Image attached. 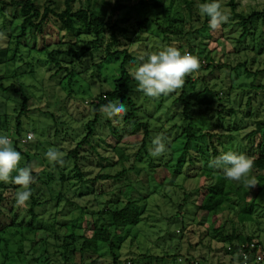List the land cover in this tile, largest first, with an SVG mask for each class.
I'll list each match as a JSON object with an SVG mask.
<instances>
[{
    "label": "rangeland",
    "instance_id": "obj_1",
    "mask_svg": "<svg viewBox=\"0 0 264 264\" xmlns=\"http://www.w3.org/2000/svg\"><path fill=\"white\" fill-rule=\"evenodd\" d=\"M4 1L9 3L13 0ZM48 1L55 8H63V0H37L40 11ZM115 1L76 0L74 9L90 4L106 9L108 15L112 14L113 21L119 20V25L129 32L119 37L118 51L128 49L132 56L137 57L161 46L173 45L178 48L182 45L183 52L192 49L195 56L206 61L210 67L201 65L203 67L198 71L188 75L192 85L168 96L149 98L137 90V82L131 75L136 66L131 65L128 68L132 81L130 98L138 108L137 119L148 124L150 133L145 150L140 151V156H135L140 148L142 133L123 124L121 117L110 119L102 116L93 128L97 136L92 138L90 145L96 148L98 139L104 142H99L100 147L93 151L94 155L97 151L104 160L100 161L92 154V158L87 156V160L81 161V164L89 174L88 178L93 179L100 174L109 176V179L99 180L93 186L70 189L57 207L51 202L36 207L34 213L39 217L35 219L28 212L29 201L26 206L19 207L15 200L9 199L7 210H0V264H62L65 256L61 247L64 237H69L68 242L75 239L76 245L80 246L81 236L91 237L93 224L110 226V217L100 212L121 208L125 203L122 195L136 199L135 192L149 194L141 206L143 210L139 225L117 232L109 227L111 246L100 245L97 255L89 256L87 252L82 259L78 253L72 256L69 253L70 263L112 264L113 256H117L119 263L131 260V264H230L234 252L227 242L221 240L232 232L255 237L264 251V191L255 196L248 188L247 201L256 204L250 221L240 222L227 211L211 216L200 208L205 192L211 185L210 179L193 171L195 167L187 168L189 164L186 159L185 165L181 166V174L171 181V168L166 163L170 158L169 151L166 149L159 157L150 154L152 138L162 134L165 146L168 143L175 152V158L179 156L180 144L184 142L181 133L187 122L182 117V104L177 100L185 91V98L193 104L194 97L203 87H208L219 95L215 105L217 111L193 106L191 118L194 132L217 126V142L225 152L244 153L252 159L258 157L264 142V21L257 19L251 28L253 36L248 35L238 42L241 27L228 7L229 0H219L229 19L218 30L210 28L209 18L198 9L199 3L209 0H166L162 9L158 10L140 5L142 0H125L121 9L111 12ZM232 1L235 12L242 16L253 11H264V0ZM4 16L6 19L3 21L0 15V32L5 34L6 40L0 41V48L7 45L10 31L14 36L19 34V10L6 7ZM138 22H142V25L138 26ZM58 29V25L52 21L43 29L45 38L51 43L50 50L58 52L55 56L59 60L66 66L69 62L73 63L75 76L69 78L64 71L55 76V70L49 67L43 55L28 52V47L33 46L30 37L26 39V47H19L15 60L0 66V82L4 87L11 86L7 93L0 91V135H6L8 129L10 139L17 138L14 135V112L18 111L20 94L14 90H21L28 99L25 116L20 117L21 128L24 134H35L36 139L32 144L38 143L40 149L50 142L67 150L69 134H72L73 141L81 139L86 133L85 124L93 117L90 103H97L100 93L111 90L112 79L118 75L119 61H107L102 51L108 41L107 34L96 42L100 49L91 50L90 46L86 55L75 59L72 55L64 54L69 50V44H54L57 40L74 41L64 32L57 35ZM175 31L180 32L179 36L171 33ZM13 39L8 46L11 50L15 46ZM92 40L91 37H79L73 50L79 53L83 44ZM41 42V38L37 37V48ZM129 43L132 45L128 46ZM97 66L99 72L95 73ZM106 121L119 129L123 136L118 146L124 150L122 159L113 152L115 140ZM258 124L262 131L252 137L251 133L257 130ZM56 130L60 131L57 138L54 136ZM62 137L65 138L64 142ZM18 148L24 151L26 145H18ZM88 148L85 147L86 150ZM201 148H204L202 142L192 145L194 153L199 154ZM175 158L171 166L177 163ZM151 162L155 164L154 167H150ZM18 167H24L23 163L20 162ZM37 170L38 166H35L34 171ZM16 174L13 172L12 175ZM118 174L120 177L114 179ZM257 174L252 168L249 176ZM35 192L42 196L45 190L38 184ZM117 196L120 198L118 203ZM45 198L46 195H43V200ZM34 222L38 227L36 235L30 228ZM218 228L221 229L219 236L213 231ZM259 264H264V258Z\"/></svg>",
    "mask_w": 264,
    "mask_h": 264
},
{
    "label": "trees",
    "instance_id": "obj_2",
    "mask_svg": "<svg viewBox=\"0 0 264 264\" xmlns=\"http://www.w3.org/2000/svg\"><path fill=\"white\" fill-rule=\"evenodd\" d=\"M125 0H116L114 6L111 9V12L119 10L123 7V3ZM166 0H142L140 5L142 6H151L153 9L158 10L162 9L163 4ZM76 0H63V8H55L53 7L51 1L45 3L44 8L40 11L37 0H13L9 3L4 0H0V15L3 18V21L6 19L4 16V11L6 7H14L19 10V34L17 36L10 34L7 37V45L4 48H0V66L4 64H8V62L15 60L17 56V52L19 47H26V39L28 37L33 40V46L28 47V52H36L40 55H43L47 62L49 63V67L54 69V75L58 76L61 72H66L67 76L70 78L75 76L74 66L72 62H69L67 66L63 61L59 60L55 56L58 53L55 50H50L49 41L45 38L43 29L52 24L54 21L59 29L57 31V35L60 32H64L67 34V37H72L73 42H62L57 40L54 44H69L70 48L68 51L64 52L66 55H72L75 59H78L79 56H84L91 50L100 49V47L96 44V42H100L101 38L107 34L108 41L104 45V49L102 50L105 56V59L110 60L114 59L119 61L118 66V75L116 78L112 79L113 88L107 92H102L97 97V103H90L92 107L93 117L87 121L85 124L84 135L79 140H72V134H69L70 137L66 139L69 145L67 150H64L59 144H52L50 142H46L45 147L41 149L37 147V144H32V141L24 144L26 148L24 151L18 148L20 145L19 141L26 136L23 133L20 123V117L25 116V112L27 110V97L22 93L21 90H14V92L18 91L20 102L18 104V111L16 110L14 113L16 114L14 118V127L15 133L14 135L18 138L16 140L12 139L13 147L21 153V163L25 166H30L32 169L33 182L30 184L29 189L32 193L29 202V214L35 219L38 218L34 211L37 209L36 207L42 206V204H47L48 202L54 203L57 205L63 200L66 193L75 187L79 186H93L99 180L109 179V176L106 175H97L93 179L88 178V173L83 170V166L81 161H86L88 157L92 158V154L94 155V149L99 148V142H102L101 139H98L96 142V148L94 145H90L91 140L95 135L93 128L97 125L99 120L103 115L101 111V106L106 105L109 102H116L117 100L123 103L127 108V113L121 116L123 124L131 126L135 132L142 133V138L140 140V148L135 156H140V151L145 150L146 144L149 142V128L146 122H141L137 119L138 108L136 107L135 102L130 98L131 93V84L132 81L129 79L130 74L128 72V68L132 66H137L136 57L132 56L128 49L118 51L116 47L119 44V37L122 35L128 34V29L119 25V20H112V14L108 15L106 13V9L103 10L100 8H95L94 5L87 4L81 8L74 9ZM106 5H109L107 3ZM228 7L232 10V15L239 20L238 25L241 27V34L239 36L238 42H242L248 35H252L251 28L254 25V22L257 19H262L264 21V11H253L247 16H242L241 14H237L235 12V3L232 0H229ZM14 19V18H13ZM12 21L9 22V24ZM8 24V25H9ZM11 25V24H10ZM138 26L142 25V22L137 23ZM59 32V33H58ZM174 35H178L180 32H171ZM91 37L93 40L88 42V44H83L80 48V52L77 53L73 50V47L78 43L79 37ZM41 38V45L39 48L36 46V39ZM14 38V39H13ZM14 40V47L11 50L9 44ZM132 44L129 43L128 46ZM178 49L183 53V46L179 45ZM190 53L195 56L194 51L189 49ZM11 52V55L9 56ZM62 54V52H59ZM199 61H203L205 67L210 64H207L206 61L198 58ZM210 63V62H209ZM203 64V65H204ZM200 67H203L200 65ZM99 72V66L95 67V73ZM80 73H78L79 75ZM93 77V74L90 75V78ZM100 81V80H99ZM192 85V79L190 76L185 77V82L183 88ZM11 90V86L4 87L0 82V91L7 93ZM264 90V87H263ZM218 94L214 91L210 90L208 87H203V89L194 97V103L187 101L185 91L182 92L181 96L178 98L182 104V117L185 121L186 125L182 129L181 138H184V142L181 143V149L179 156L175 158L174 150L170 149L169 144H166V149L169 151L168 156L170 157L166 163H169L171 181H173L179 174H181V166L188 159V164L186 167L193 168V171L200 172L202 175L206 176V178L210 179L211 185L207 188L205 192V198L200 205V208L206 211L209 215L215 216L223 211H227L231 214H234L240 222L250 221L252 219V214L256 209V204L254 201H247L249 191L252 190L255 196L260 195L264 191V142L260 147V152L258 157L253 158V169L256 170L259 174L255 176H249L247 179H254L257 184L255 186H247L245 181L242 179L241 181H233L226 179L223 175V172L217 168H210L208 166L209 161L213 158L219 156L225 150L219 145L217 142V130L219 127L212 126V128L208 130H202L200 132H194L193 129V120L191 118L192 107L196 106L198 108L205 107L206 109L217 111L216 101L218 100ZM185 98V99H184ZM215 106V107H214ZM232 110H230L231 112ZM106 125L111 132V136L115 140V145L113 146V152L119 155V159L124 157V150L121 147H118L121 144L122 137L120 135V130L116 127L110 126V123L106 121ZM257 130L251 133L253 137L256 133L262 131L260 124H258ZM8 129L6 131V135L10 138L8 134ZM59 130H56L54 136L58 137ZM63 139V137H62ZM65 139V138H64ZM63 139V142H64ZM73 143V146L71 145ZM198 142H202L204 144V148L200 149L199 154L194 153L192 151V145ZM85 147H89L88 150ZM49 148H55L63 153L64 156V165L61 166L59 164L53 165L46 158L45 153L49 150ZM87 153L86 155L82 153ZM95 157L99 158L100 161H103L104 158L100 157L98 152H95ZM38 156V158H36ZM85 156V157H84ZM88 156V157H87ZM176 159L177 163L174 166H171V161ZM165 162V161H162ZM200 163V166L198 164ZM150 164V163H149ZM150 167H154L155 164L151 162ZM99 166V164H97ZM111 166L112 164H106V166ZM185 165V164H184ZM38 166L37 172L34 171V167ZM167 167V165H164ZM198 166V167H197ZM103 167V166H102ZM105 167V166H104ZM119 174L114 176V179H118ZM41 184L44 188L45 193L41 195L35 192L36 186ZM22 190L19 186L13 184L11 181L8 183L0 182V210H7L9 199L15 200V193L17 191ZM137 193V198L135 199L133 196H127V194L122 195L125 199V203L121 208H117L115 210L107 212H100L101 214H107L110 217V226L116 232L124 230L127 227H137L140 223V217L143 210V203L149 198V194L144 192H135ZM43 195H46L47 198L43 200ZM119 197L117 196V202H119ZM46 201V202H45ZM45 202V203H43ZM67 202V200H65ZM142 203V204H141ZM140 206V208H139ZM5 217V216H4ZM6 218V217H5ZM49 220V219H48ZM62 226V225H60ZM104 226L103 224L97 225L93 224L92 226V235L90 238H84L81 236L82 242L80 246H77L75 243V239L70 242L67 241L69 237H64L62 241L61 247L64 250L65 256L63 257L62 264H72L70 263V256H67L69 253L72 255L79 254L81 259L83 258L85 253H89V256L97 255L98 247L100 245H108L111 246L110 239V228ZM32 232L34 235L37 233L36 222L31 224ZM217 232L218 236L221 235V229L213 230ZM58 241V237L55 236ZM71 239V238H70ZM221 241L227 242L229 248L234 254L237 250L246 244H250L251 242L256 243V245H261L258 240H255L253 236H243L236 232H232L226 237L222 238ZM263 250V249H262ZM264 252V251H263ZM233 254V255H234ZM48 262H50V258ZM233 258L231 259V261ZM119 263L118 257L113 256L112 264H125ZM50 264V263H49Z\"/></svg>",
    "mask_w": 264,
    "mask_h": 264
},
{
    "label": "clouds",
    "instance_id": "obj_3",
    "mask_svg": "<svg viewBox=\"0 0 264 264\" xmlns=\"http://www.w3.org/2000/svg\"><path fill=\"white\" fill-rule=\"evenodd\" d=\"M200 13L209 18V26L218 30L228 22L229 16L222 10L219 0L199 3ZM6 40L3 32H0V41ZM137 66L131 72L137 82V90L146 97L159 98L181 89L185 77L198 71L200 61L190 52H183L173 45L161 46L155 51H145L136 57ZM101 111L108 118L121 117L127 113L126 106L119 102H109L101 106ZM34 133H26L27 141H35ZM165 137L157 134L152 138L150 154L159 157L166 152ZM46 158L53 165H64L65 153L49 148L45 153ZM21 161V153L13 147V141L7 135H0V182L19 186L22 190L15 193V202L19 207L26 206L32 193L29 189L33 182L32 169L30 166L18 167ZM210 168H217L223 172L226 179L233 181H245L247 186H255L254 179H247L253 168V160L244 153L233 151L222 152L219 156L209 161ZM13 172L17 174L13 176Z\"/></svg>",
    "mask_w": 264,
    "mask_h": 264
},
{
    "label": "built area",
    "instance_id": "obj_4",
    "mask_svg": "<svg viewBox=\"0 0 264 264\" xmlns=\"http://www.w3.org/2000/svg\"><path fill=\"white\" fill-rule=\"evenodd\" d=\"M204 62L200 61V65ZM29 141L26 140V136L22 138L19 143L24 145ZM264 258V253L261 246L251 242L250 244L242 245L233 256V260L230 264H259ZM125 264H130L126 262Z\"/></svg>",
    "mask_w": 264,
    "mask_h": 264
}]
</instances>
